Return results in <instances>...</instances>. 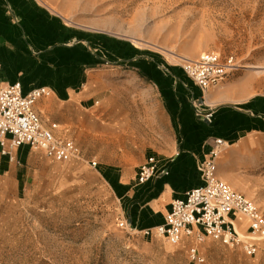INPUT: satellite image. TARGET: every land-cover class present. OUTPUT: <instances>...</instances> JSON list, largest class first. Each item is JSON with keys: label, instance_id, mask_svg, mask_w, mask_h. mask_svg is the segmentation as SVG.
<instances>
[{"label": "rangeland", "instance_id": "1", "mask_svg": "<svg viewBox=\"0 0 264 264\" xmlns=\"http://www.w3.org/2000/svg\"><path fill=\"white\" fill-rule=\"evenodd\" d=\"M42 1L63 16L65 28L84 38L95 35L100 42L87 47V53L52 58L58 65L63 62L67 76L91 68L90 51L103 56L111 49L108 45L121 42L129 57L141 54L165 73L167 68L175 70L177 76L184 72L179 65L184 58L206 51H216L223 59L232 56L237 69L207 90V96L229 94L228 84L239 80H247V90L253 92L264 81V0ZM80 58L82 62L75 63ZM99 67L96 76L108 83L101 87L103 93L117 96L127 109L130 138L127 149L114 150L81 132L83 156L97 159L101 166L105 159L137 164L145 146L168 140L152 130L148 116L157 90L129 66ZM242 135L240 141L225 138L228 144L218 159V175L264 212V133ZM17 157V162L0 159V264H195L189 258L193 242L172 245L165 237H145L120 227L128 206L120 183L101 168L83 160L55 162L29 146L19 149ZM199 250L205 256L203 264H264V240L255 255L210 238Z\"/></svg>", "mask_w": 264, "mask_h": 264}, {"label": "crops", "instance_id": "2", "mask_svg": "<svg viewBox=\"0 0 264 264\" xmlns=\"http://www.w3.org/2000/svg\"><path fill=\"white\" fill-rule=\"evenodd\" d=\"M46 5L42 0H0V87L20 81L27 93L35 87L47 86L51 94L38 100V112L46 123L57 122L62 135L73 140L85 155L78 135L81 132L114 150L127 149L130 138L127 109L120 98L103 93L101 87L108 83L96 76L99 66L102 63L129 66L151 82L157 92L151 96L153 104L148 107V116L152 130L159 136H167V142L157 140L144 145L146 150L137 164L107 159L103 160V166L98 164L110 180L120 183V195L130 206L126 207L125 217L135 228L162 223L173 199L203 184L198 167L208 157L216 137L240 141L245 136L242 134L264 133V81L253 92L247 90V80L229 83L226 88L231 92L210 93L216 100L211 103L207 91L202 96L200 88L191 85L188 81L191 79L183 71L177 76L175 70L167 68L165 73L141 54L129 57L121 42L119 46L118 42L112 47L108 45L111 49H106L103 56L90 51L94 63L91 68L67 76L68 72L63 73V62L58 65L52 58L56 54L87 53V47L100 42L95 35L84 38L80 32L65 28L63 16ZM81 62L80 58L75 63ZM195 105L203 112L211 111L212 122L203 114L197 115ZM23 147L26 146L20 149ZM149 156L157 158V172L148 182L137 184L138 168ZM237 218L246 230L248 221L242 216Z\"/></svg>", "mask_w": 264, "mask_h": 264}, {"label": "built area", "instance_id": "3", "mask_svg": "<svg viewBox=\"0 0 264 264\" xmlns=\"http://www.w3.org/2000/svg\"><path fill=\"white\" fill-rule=\"evenodd\" d=\"M231 56L223 59L216 51H206L197 58H184L179 64L186 75L202 92L221 84L228 74L237 69ZM47 86H39L24 93L20 81L0 87V159L17 162V152L22 146L42 150L55 162L75 160L87 161L93 168L98 160L87 159L81 148L60 132L57 122L41 117L36 108L39 99L49 96ZM197 115H204L212 122V112H203L195 105ZM228 142L222 137L215 138V145L199 165L203 184L188 190L183 197L175 198L160 224L136 230L126 218L119 225L140 232L145 237H165L172 245L193 242L189 246V258L195 264H203L205 256L199 244L208 238L220 241L230 247H239L248 255L259 252L264 240V212L257 202L243 192L233 188L218 175V159ZM158 169L157 158L149 156L137 171L136 183L151 180ZM168 173L167 170L164 171ZM238 216L248 221L241 227Z\"/></svg>", "mask_w": 264, "mask_h": 264}, {"label": "bare ground", "instance_id": "4", "mask_svg": "<svg viewBox=\"0 0 264 264\" xmlns=\"http://www.w3.org/2000/svg\"><path fill=\"white\" fill-rule=\"evenodd\" d=\"M237 66H238V65H237ZM208 97H209V98H208ZM207 98H208V101H209V102H211V103L214 102L213 99H212V100L210 99V95H208ZM241 225H242V224H241Z\"/></svg>", "mask_w": 264, "mask_h": 264}]
</instances>
